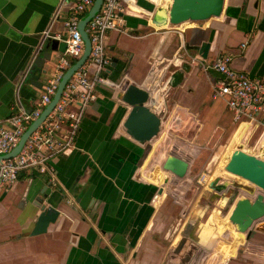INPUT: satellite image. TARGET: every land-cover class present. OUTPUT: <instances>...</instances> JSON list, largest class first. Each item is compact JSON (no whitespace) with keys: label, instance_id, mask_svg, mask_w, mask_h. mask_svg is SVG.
Wrapping results in <instances>:
<instances>
[{"label":"crops","instance_id":"obj_1","mask_svg":"<svg viewBox=\"0 0 264 264\" xmlns=\"http://www.w3.org/2000/svg\"><path fill=\"white\" fill-rule=\"evenodd\" d=\"M138 2L139 12L125 14L122 26L107 34L112 55L103 74L110 83L97 85L73 144L50 161L53 175L23 171L0 191V264H264L262 226L248 240L233 229L226 241L219 232L232 229L227 218L205 224L212 212L204 215L200 204L216 193L214 180L242 179L221 165L211 173L214 154L222 153L221 163L236 148L264 157V111L237 128L225 99L214 94L219 73L210 67L230 54L237 70L264 75V0H225L220 17L162 26L154 22L158 9ZM69 6L0 0V119L37 103L66 48L56 34L65 33ZM212 29L204 58L193 46ZM46 30L54 37L36 54ZM48 51L38 70L36 59ZM174 56L184 63L169 64ZM125 82L150 92L161 118L150 141L139 142L124 128L130 106L117 92ZM242 127L240 142L231 146ZM171 150L190 159L184 178L161 167ZM49 206L59 211L57 219L33 234Z\"/></svg>","mask_w":264,"mask_h":264},{"label":"built area","instance_id":"obj_2","mask_svg":"<svg viewBox=\"0 0 264 264\" xmlns=\"http://www.w3.org/2000/svg\"><path fill=\"white\" fill-rule=\"evenodd\" d=\"M147 1L153 9H169L173 2ZM64 2L70 4L63 19L65 33H58L56 37L66 43V48L59 54L49 82L44 86L37 103L30 109L21 106L18 113L0 119V155L10 152L19 143L27 128L51 102L64 73L84 53L85 41L79 24L95 0ZM140 8L142 6L138 0L103 1L98 12L85 27L91 40L88 58L69 78L54 108L30 134L21 150L15 156L0 159V191L10 187L23 171L35 170L53 175L50 161L73 144L88 107L98 97L97 85L110 83L109 78L103 74L110 63L106 43L108 32L122 26L125 14L137 13ZM53 37L54 35L46 30L42 42L36 48V54L40 51L43 41ZM171 63L177 66L184 62L180 57L174 56L169 60V64ZM210 67L219 73L214 82V94L225 99L228 109L234 115L237 128L242 123L257 122L259 115L264 111V75L253 76L237 70L232 66L230 54L218 55Z\"/></svg>","mask_w":264,"mask_h":264},{"label":"water","instance_id":"obj_3","mask_svg":"<svg viewBox=\"0 0 264 264\" xmlns=\"http://www.w3.org/2000/svg\"><path fill=\"white\" fill-rule=\"evenodd\" d=\"M104 0H95L89 12L81 19L79 30L85 41V50L82 56L74 62L62 76L58 89L51 102L46 106L42 114L34 120L22 135L19 143L8 153L0 155V159L15 156L23 147L30 134L51 112L58 102L69 78L83 65L91 52V40L86 32L87 22L98 12ZM225 0H173L169 9H158L154 22L158 26L178 25L187 21L202 22L213 17H220L224 11ZM159 15V17H158ZM215 30L212 29L208 40L200 45L193 46L200 54L207 57ZM57 40H53L52 49H57ZM51 52H45L39 56L35 65L40 70L46 59H50ZM117 97L130 106V111L124 120V128L128 134L139 142H147L154 138L160 131L161 118L150 106V92L134 83L125 82L121 84ZM162 169L173 174L175 177L184 178L190 167L189 157L171 150L164 158ZM224 170L243 179L248 180L259 189L254 197L241 195L235 201L230 212L229 220L235 230L245 235L248 240L252 234L253 227L261 218H264V157L258 156L242 148H236L231 153ZM219 181L214 180L212 187L216 189ZM59 211L49 206L42 210L33 230V234H39L47 230L48 225L54 222ZM264 230V224L262 225Z\"/></svg>","mask_w":264,"mask_h":264},{"label":"rangeland","instance_id":"obj_4","mask_svg":"<svg viewBox=\"0 0 264 264\" xmlns=\"http://www.w3.org/2000/svg\"><path fill=\"white\" fill-rule=\"evenodd\" d=\"M111 55L112 53L110 52L109 48H107V56L111 58ZM237 140H239L238 137H237ZM221 154L222 153L214 154L212 158L211 173L216 169L218 165H222V163L220 162L222 159ZM244 184H246L247 186H253V188L245 187ZM254 187L255 186L252 183H250L249 181L242 180V179H237V182L236 181L219 182L216 186V189L213 188V190H215L216 193H213V195H210L209 193H207L203 201L200 203L202 208L206 209L205 211L206 213L204 212V215L211 214L212 212V214L226 216L228 212L234 206V203L238 199L239 196L250 195L254 197L256 195L258 191H256ZM256 189L258 190V188ZM219 210L220 212L218 213ZM208 216L209 215H207V220H206L207 223H205L207 225H208V222H210V220H213L212 217H209L208 219ZM263 223H264V218H261L258 221H256L253 228L262 226ZM203 224L201 223L200 225H203ZM232 230L233 228L230 231L228 230L226 231V229H224L221 233L219 232V234H221L220 235L221 237L223 236L226 237V241H231L233 240Z\"/></svg>","mask_w":264,"mask_h":264},{"label":"bare ground","instance_id":"obj_5","mask_svg":"<svg viewBox=\"0 0 264 264\" xmlns=\"http://www.w3.org/2000/svg\"><path fill=\"white\" fill-rule=\"evenodd\" d=\"M158 17H159V15H158ZM187 22H188V21H187ZM184 23H185V22H184ZM156 25H157V24H156ZM178 25H179V24H178ZM244 130H245V127H242V129H240V130L237 132L236 137H235V139H234V142L232 143L231 146H236V145L240 142V138H241V137H239V136H240V135L242 136V133H243ZM237 137L239 138V140H237ZM230 155H231V154H230ZM230 155H228V156L226 157L227 159L225 158V160L222 162L221 167L225 166V164H226V162L228 161ZM216 174H217V171H215V174L212 176V179H213V180L215 179ZM233 175H234V174H233ZM235 176H236V175H235ZM238 177H239V176H238ZM240 178H241V177H240ZM242 179H243V178H242ZM213 180H212V181H213ZM244 180H246V179H244ZM246 181H248V180H246ZM232 208H233V207H232ZM231 210H232V209H231ZM231 210L228 212V214H227L226 216H221V215H217V216H216L215 214H212L213 221H214L215 223H217L218 220H220V219H224V218H227V222H228V224L230 225V227L233 228L234 231L237 232L238 235H239L240 237H245V235H244L243 233L236 231L235 228H234V226H233V224L230 222V220H229V215H230ZM214 213H215V212H214Z\"/></svg>","mask_w":264,"mask_h":264}]
</instances>
